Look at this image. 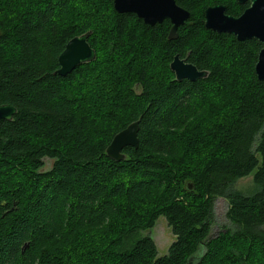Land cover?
Instances as JSON below:
<instances>
[{
  "label": "trees",
  "instance_id": "trees-1",
  "mask_svg": "<svg viewBox=\"0 0 264 264\" xmlns=\"http://www.w3.org/2000/svg\"><path fill=\"white\" fill-rule=\"evenodd\" d=\"M175 2L190 18L170 41L168 20L150 27L113 0H0V106L17 110L0 121V264H264L261 45L204 26L209 7L249 4ZM88 32L95 61L55 75ZM177 55L207 78L177 81ZM134 122L138 147L110 159ZM217 199L230 225L210 238ZM159 217L176 238L162 257L140 235Z\"/></svg>",
  "mask_w": 264,
  "mask_h": 264
},
{
  "label": "water",
  "instance_id": "water-1",
  "mask_svg": "<svg viewBox=\"0 0 264 264\" xmlns=\"http://www.w3.org/2000/svg\"><path fill=\"white\" fill-rule=\"evenodd\" d=\"M237 2L239 5L249 4L239 17L227 14L224 5H215L205 10L204 26L214 33L231 35L239 42L256 40L261 45V50L255 65V74L259 81L264 82V0H237ZM113 6L118 13L133 14L150 27L168 20L171 24L168 35L170 41L178 39V29L190 18V13L178 6L175 0H113ZM90 35L91 32H88L74 37L67 43L59 56V69L55 75L66 77L79 66L95 61L96 53L88 43ZM170 70L177 81L195 82L208 76L207 71H200L178 55L171 62ZM16 113L15 107L2 105L0 121H11ZM138 133L139 122H134L119 132L107 148L108 157L116 162L125 160L123 150L126 147H138ZM191 262L192 259L189 264Z\"/></svg>",
  "mask_w": 264,
  "mask_h": 264
},
{
  "label": "rangeland",
  "instance_id": "rangeland-1",
  "mask_svg": "<svg viewBox=\"0 0 264 264\" xmlns=\"http://www.w3.org/2000/svg\"><path fill=\"white\" fill-rule=\"evenodd\" d=\"M45 167L43 171H48L53 166V161L45 159ZM253 177L249 176L240 180L236 184V188L245 193L250 191L252 187ZM229 209L228 202L225 199H217L214 204L215 224L211 232L210 238L216 237L219 232L224 231L226 227H229L230 223L227 219V212ZM141 236H149L156 245L158 250V256L162 257L168 254L170 245L175 241V237L172 234L170 227L168 226L165 217H159L156 220L154 227L151 230L143 231Z\"/></svg>",
  "mask_w": 264,
  "mask_h": 264
},
{
  "label": "bare ground",
  "instance_id": "bare-ground-1",
  "mask_svg": "<svg viewBox=\"0 0 264 264\" xmlns=\"http://www.w3.org/2000/svg\"><path fill=\"white\" fill-rule=\"evenodd\" d=\"M97 5V4H96ZM98 7V6H97Z\"/></svg>",
  "mask_w": 264,
  "mask_h": 264
}]
</instances>
